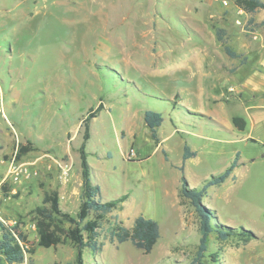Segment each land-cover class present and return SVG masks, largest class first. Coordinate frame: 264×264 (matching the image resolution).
I'll use <instances>...</instances> for the list:
<instances>
[{
	"label": "rangeland",
	"instance_id": "obj_1",
	"mask_svg": "<svg viewBox=\"0 0 264 264\" xmlns=\"http://www.w3.org/2000/svg\"><path fill=\"white\" fill-rule=\"evenodd\" d=\"M210 1L0 0V179L26 142L31 150L18 162L36 161L38 174L18 183L7 203V216L19 221L34 249L22 264H76L68 241L38 247L33 210L45 192L56 191L62 211L77 217L81 121L99 104L86 143L91 180L100 202H122L100 222V248L85 250L84 264L190 263L199 220L180 195L181 176L199 188L237 153L234 178L211 186L202 199L214 211L212 224L236 235L222 241L211 233L202 264H264V96L239 95L240 75L215 71L208 56L216 49L204 44L222 51L216 31L227 42L233 2ZM250 22L244 30L259 27ZM145 111L163 119L157 148ZM233 117L247 122L243 131L233 127ZM185 144L195 156L183 162ZM43 155L69 165L67 175ZM137 216L159 226L147 255L111 235L118 226L130 229ZM92 219L91 212L81 225Z\"/></svg>",
	"mask_w": 264,
	"mask_h": 264
},
{
	"label": "trees",
	"instance_id": "obj_2",
	"mask_svg": "<svg viewBox=\"0 0 264 264\" xmlns=\"http://www.w3.org/2000/svg\"><path fill=\"white\" fill-rule=\"evenodd\" d=\"M233 5L245 13H254L258 10L264 9V2L260 0H234ZM216 36L219 42H223L221 31H216ZM225 52L229 57H234L227 47H224ZM102 106L99 104L95 109H89L84 119L81 121L83 127L82 142L78 148V155L81 170V192L80 204L77 217L63 212L59 204V196L56 191L45 192L43 194L41 206H37L33 210L35 215L36 231L38 236V247L50 248L55 247L63 242L68 241L76 250L75 263L84 264L83 252L90 251L92 254L96 253L100 244L98 242V228L104 216L120 207L122 200L116 199L108 202L99 201V187L92 183L91 168L87 161L86 143L89 140V122L95 118ZM143 121L150 132V137L157 145L159 139L157 136V128L162 124V116L158 112L145 111L143 114ZM232 123L234 127L243 131L245 128V121L241 117H233ZM31 150V143H19L16 148L15 159L18 161L22 156ZM195 153L190 151L188 145H184L182 161H186L194 157ZM239 154L237 153L228 167L220 174L211 176L199 188L189 187L187 180L182 175L180 182V195L189 200L191 206L199 220V242L196 256L188 264H202V259L208 249L209 236L211 233L217 235L219 240H227L236 235L233 228L224 226L215 222L214 211L207 208L202 199L206 196L208 189L211 186L222 184L228 179L233 170L237 167ZM183 167H180L181 171ZM5 185L2 189L7 190ZM94 214V219L86 221L83 225L81 223L89 213ZM63 223L68 224V228L62 226ZM243 233H249L243 231ZM112 238L117 243H124L129 241L131 245L147 255L151 252L157 243L160 232L158 224L142 216H137L130 229L123 226L116 227L112 233ZM18 239L23 243H19L11 236V234L0 225V259L7 264H22L25 260V254H33V248H26L28 242L22 231L18 232Z\"/></svg>",
	"mask_w": 264,
	"mask_h": 264
},
{
	"label": "crops",
	"instance_id": "obj_3",
	"mask_svg": "<svg viewBox=\"0 0 264 264\" xmlns=\"http://www.w3.org/2000/svg\"><path fill=\"white\" fill-rule=\"evenodd\" d=\"M233 1L234 0H232L231 2ZM260 1L264 2V0H260ZM210 2L212 3L213 0H211ZM239 15H241V17L239 18L240 20L239 21L235 20L236 24L238 22L237 24L238 26H237L234 23V19H236ZM250 19H253V24H258L259 27L250 26V29L246 31L244 30V28L246 24L250 22ZM224 30L226 31L225 38L227 39V42L224 39H223L224 43L219 42L220 43L219 46L222 47V51L218 50L219 47L215 44L212 45L204 44L205 49H212V50L216 49V55L208 56L213 59V67L215 71L219 72L220 70L222 71L224 70L225 72L228 73V75H235V74L240 75L241 79L238 80L239 86L237 89L239 95L242 94L243 92H249L252 98L263 97L264 96V9L258 10L254 13H245L243 10L233 5V10H231V12L228 14L227 25H225ZM224 47H227L232 53H234L235 56L229 57L225 52ZM230 89L233 88L231 87ZM251 121L254 124V120L251 119ZM246 126H247V122L245 121V128ZM161 143L162 141L160 140L156 148L160 146ZM190 151L193 152L192 150ZM2 152H3L2 147L0 146V156L2 155ZM234 170L230 177L234 178L233 176ZM7 206L8 204H6L4 208L5 213H7Z\"/></svg>",
	"mask_w": 264,
	"mask_h": 264
},
{
	"label": "built area",
	"instance_id": "obj_4",
	"mask_svg": "<svg viewBox=\"0 0 264 264\" xmlns=\"http://www.w3.org/2000/svg\"><path fill=\"white\" fill-rule=\"evenodd\" d=\"M223 5H228L227 2H222ZM238 24V22H237ZM233 89H230L232 91ZM130 156H134V151L130 150ZM42 157L49 158L55 162L61 169L62 175L65 177L70 169L69 165L53 159L49 155H43ZM36 161L33 162H18L15 159V155L7 162V168L5 174L0 179V225L7 230L11 236L19 243H23L18 239V232L21 231V224L15 218L8 217L4 211L5 205L13 199V196L17 193L16 185L21 181H26L30 178L36 177L37 171L34 168ZM7 186V190L2 188ZM27 248V246H26Z\"/></svg>",
	"mask_w": 264,
	"mask_h": 264
}]
</instances>
